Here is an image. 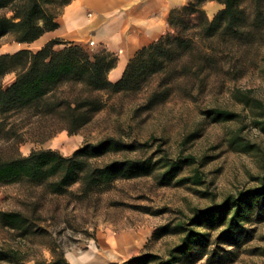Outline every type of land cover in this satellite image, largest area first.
Segmentation results:
<instances>
[{
    "label": "rangeland",
    "instance_id": "rangeland-1",
    "mask_svg": "<svg viewBox=\"0 0 264 264\" xmlns=\"http://www.w3.org/2000/svg\"><path fill=\"white\" fill-rule=\"evenodd\" d=\"M242 7L252 33L244 38L218 39L215 44L220 60L202 82H179L170 88L162 82L163 77L155 76L131 91L94 93L102 102L101 109L72 135L60 129L58 113L44 116L28 106L11 114L0 129L2 159L28 156L41 149L72 156L84 144L109 137L133 145L129 156L152 157L157 167L162 159L175 160L180 155L196 158L195 164L185 166L168 185L161 171L116 180L88 193L81 182L63 193H52L47 182L28 179L0 184V210L20 212L30 223L26 233L0 224V244L21 252L25 261L20 264H51L70 249H85L103 235L127 231L144 234L137 255L153 253L167 258L173 248L183 244L196 213L264 184V130L259 123L264 120V0H243ZM202 8L212 19L224 6L208 1ZM258 8L262 16L257 23ZM62 9L57 6L54 11L59 15ZM185 13L176 15L174 31L168 36L194 32L189 24H183ZM0 15L13 14L0 10ZM196 18H190L191 24ZM11 41L13 37L6 36L0 46ZM84 50L92 59L103 52L118 58L107 50ZM7 75L12 81L6 80ZM16 78V72L8 73L0 86L7 88ZM83 90L81 84L63 82L56 92L74 100L87 95ZM215 109L228 110L236 117L216 121ZM16 136H23L24 141L16 143ZM62 140L70 145L61 146ZM115 158L109 155L97 163ZM197 172L202 183L193 179ZM253 204L244 202L250 209V221H245L250 239L240 242L236 259L229 264H264V199ZM158 228L163 234L155 236ZM222 230L210 231L211 249L214 244L233 249L220 240ZM206 260L207 255L194 264H206Z\"/></svg>",
    "mask_w": 264,
    "mask_h": 264
},
{
    "label": "trees",
    "instance_id": "trees-1",
    "mask_svg": "<svg viewBox=\"0 0 264 264\" xmlns=\"http://www.w3.org/2000/svg\"><path fill=\"white\" fill-rule=\"evenodd\" d=\"M73 0H0V10L12 12L11 17L0 15V40L12 36L21 43H31L45 32L56 29L57 13L54 8L65 6ZM208 1L221 3L222 8L210 19L203 10ZM243 0H194L182 8L174 9L169 18L175 26L176 15L186 11L183 24H189L193 33L181 32L170 37L167 34L159 40L140 49L130 60L122 78L112 82L108 73L118 58L108 52L91 56L82 46L70 44L63 50H54L63 43L53 40L37 52L22 49L13 54L0 55V80L8 73L16 72L17 78L7 88L0 86V129L6 126L11 114L28 106H34L44 116L53 112L60 115V129L75 134L87 125L93 114L102 107L101 100L94 93L103 91H131L155 76L163 77L162 82L172 88L179 82H202L218 65L220 60L216 41L218 39L244 38L249 30L247 16L242 7ZM197 16L191 24L190 18ZM262 12L257 10L254 22H259ZM186 25V24H185ZM255 27H259L257 24ZM203 73V75H202ZM63 82L84 86L85 97L74 100L58 96L57 88ZM157 98L158 93L153 94ZM259 103V102H257ZM216 121L234 119L236 114L228 110L215 109ZM264 130V120L259 122ZM23 136H16V143L23 142ZM134 146L115 137L105 138L97 143H86L72 156H64L55 150H36L28 156L11 159L0 158V184L21 179L47 182L52 193H63L78 182L85 193L99 187H107L116 180H130L162 172L165 185L170 184L185 166L196 163L193 156L180 155L175 160L162 159L157 167L152 157L129 156ZM115 159L98 164V160L109 156ZM196 183H202V175L197 172ZM264 199V184L238 197L225 200L222 204L209 207L191 218L190 227L183 244L173 248L167 258L157 254L144 253L134 256L122 264H194L207 255L206 264H229L236 259V251L250 239L245 229V221H250L249 208L244 202L258 203ZM253 204V205H254ZM0 224L3 227L29 232L28 219L17 211L0 210ZM194 227L204 230L196 231ZM223 228L220 240L226 241L233 249L220 244L211 249L210 231ZM160 228L155 236H160ZM24 260L18 250L0 244V264H20ZM51 264H70L64 257Z\"/></svg>",
    "mask_w": 264,
    "mask_h": 264
},
{
    "label": "crops",
    "instance_id": "crops-1",
    "mask_svg": "<svg viewBox=\"0 0 264 264\" xmlns=\"http://www.w3.org/2000/svg\"><path fill=\"white\" fill-rule=\"evenodd\" d=\"M189 1L73 0L57 16L59 26L56 29L45 32L31 43L14 40L5 43L0 46V55L13 54L22 49L37 52L56 39L63 42L55 45L56 51L70 44L95 53L107 50L118 56L116 66L108 73L109 80L117 82L140 49L174 31L169 22L170 14ZM92 40L94 44L90 43ZM6 77L7 81H12L11 75ZM143 235L132 231L106 234L85 249L66 251L64 258L70 264H122L137 256L142 247L140 241Z\"/></svg>",
    "mask_w": 264,
    "mask_h": 264
},
{
    "label": "bare ground",
    "instance_id": "bare-ground-1",
    "mask_svg": "<svg viewBox=\"0 0 264 264\" xmlns=\"http://www.w3.org/2000/svg\"><path fill=\"white\" fill-rule=\"evenodd\" d=\"M60 145L66 148V147H68L70 145V143L68 141H63L62 140V142H60Z\"/></svg>",
    "mask_w": 264,
    "mask_h": 264
},
{
    "label": "built area",
    "instance_id": "built-area-1",
    "mask_svg": "<svg viewBox=\"0 0 264 264\" xmlns=\"http://www.w3.org/2000/svg\"><path fill=\"white\" fill-rule=\"evenodd\" d=\"M90 43H91V44H94V41L92 40Z\"/></svg>",
    "mask_w": 264,
    "mask_h": 264
}]
</instances>
